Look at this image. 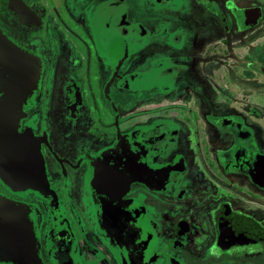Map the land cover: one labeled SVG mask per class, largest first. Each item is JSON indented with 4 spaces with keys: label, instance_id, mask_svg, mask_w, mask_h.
<instances>
[{
    "label": "flooded vegetation",
    "instance_id": "flooded-vegetation-1",
    "mask_svg": "<svg viewBox=\"0 0 264 264\" xmlns=\"http://www.w3.org/2000/svg\"><path fill=\"white\" fill-rule=\"evenodd\" d=\"M225 1L239 30L260 20L243 25L249 9ZM149 2L159 21L143 31L127 0H0V159L37 182L13 186L1 171L0 196L26 207L42 264H264V186L248 173L263 126L167 101L185 78L207 103L185 76L217 78L219 51L185 48L183 29L167 26L192 21L198 0ZM181 5L186 14L168 12ZM140 64L143 83L126 81L122 69ZM137 96L147 107H129ZM257 105L245 111L262 120Z\"/></svg>",
    "mask_w": 264,
    "mask_h": 264
},
{
    "label": "rangeland",
    "instance_id": "rangeland-1",
    "mask_svg": "<svg viewBox=\"0 0 264 264\" xmlns=\"http://www.w3.org/2000/svg\"><path fill=\"white\" fill-rule=\"evenodd\" d=\"M222 1L216 0L215 8L211 3L207 4V8H205L203 6L205 3L204 0H198L199 3H193V8L190 13L193 14L191 16L192 18L197 19L196 22H189L187 18L181 19L180 16H178V19H174L177 16H172L171 18L166 17L168 20L167 26L177 25L185 31L183 38L185 48L191 44L197 47H201L202 45L203 48L208 45L219 51V53L214 55V59H220V69L217 70L219 76L217 78L215 77V79L209 73L208 78L204 77L207 78L206 82L209 83V87L214 91L212 93L213 98L216 94L218 98H221L219 101H215V103H223L222 105L224 107H230L235 111H240L243 115H246L250 124L259 125V127L263 126L264 129V116L262 120H258L256 116L249 115L245 111L247 109L259 108L257 104L260 102L263 104L262 108L264 110V0L238 1L241 7L257 9L261 16L256 25L241 30H239L240 26L235 24L234 19L228 15L222 5ZM225 3L230 6L232 5L231 0H226ZM126 7L129 22L138 24L143 31H150L154 23L155 27H157L159 18L157 15L154 16L151 14L155 7L150 4L149 0H127ZM175 7H168V12L186 14V9L183 5L174 9ZM170 9L173 10L170 11ZM222 12L225 13L226 17L229 16L227 24L231 28L236 29H231L228 32L229 34L225 33L222 29V22H220L218 17V13L221 14ZM209 13L214 16L215 24L220 29L218 33H215L214 19ZM219 54L224 56V58L219 57ZM257 65L261 67V73L256 70ZM140 69H142L141 64L138 67L122 69V75L129 73L126 81L132 79L143 83V77L140 80L139 78L136 80L139 75H134ZM179 92H184V89L182 87L179 88L176 93L181 94ZM259 99H261L260 102ZM127 101L131 100L128 99ZM133 102L134 100L132 99L131 104ZM76 232L79 231L76 229ZM199 264H206V261L200 262ZM214 264H218V262Z\"/></svg>",
    "mask_w": 264,
    "mask_h": 264
},
{
    "label": "water",
    "instance_id": "water-1",
    "mask_svg": "<svg viewBox=\"0 0 264 264\" xmlns=\"http://www.w3.org/2000/svg\"><path fill=\"white\" fill-rule=\"evenodd\" d=\"M260 18V12L257 9L242 11L238 19L243 25H252ZM1 116L0 113V119ZM11 128L13 124H10ZM3 140V139H1ZM4 141V140H3ZM11 141V140H10ZM9 141V142H10ZM12 145V144H10ZM38 156V180L43 181L42 162ZM257 160L254 163L255 168L249 169V176L253 181L264 186V154L257 153ZM9 166L0 159V172L6 178V181L13 186L17 183H37L33 178H21V182L11 173ZM7 169V170H6ZM0 261L10 264H42L36 249V238L34 236L31 221L26 213V207L0 196Z\"/></svg>",
    "mask_w": 264,
    "mask_h": 264
},
{
    "label": "crops",
    "instance_id": "crops-1",
    "mask_svg": "<svg viewBox=\"0 0 264 264\" xmlns=\"http://www.w3.org/2000/svg\"><path fill=\"white\" fill-rule=\"evenodd\" d=\"M192 21L196 22L197 19L193 18ZM214 23H215V19H214ZM184 32L185 31L183 30L182 31L183 34L181 36V41L182 42H185L184 39H183L184 36H185ZM218 67L220 69V66L216 65L210 71L212 73L217 72V70H219ZM200 76L202 77V75L198 76V74L193 72V73H189V75L185 76V77L186 78L197 79L199 81V83H200V91H198V92L206 94V97H208V100H207L208 102L207 103H206V101L202 102V100L200 98H197V96L194 95L195 90H194L193 84H191L190 81H188V79H185V78L180 79L178 84L176 86H174L172 89L169 90L170 93H168L167 101L170 103L171 100L169 101V99H173V97H171V96L174 95L176 97V99L178 100L177 102H180V103L185 104V105L188 104L189 102L193 101V103H196V105H197V103L200 104V106H199V104L197 105V107H199V108L203 107V105H204L205 107H203V108L220 109V110H223V111L225 109H228V110L231 109L230 107H224L222 105L223 103H215V101H219L221 98H218L217 94L213 98V96H212V93L214 92L213 89L211 87H209V83L206 82L205 78L202 79ZM204 77H205V75H204ZM212 77H215V76H212ZM181 87L184 89V92H179L181 94H177L176 93L177 90L179 88H181ZM136 91L137 92H141V93L143 92L142 90H139V89H137ZM210 91H212V92H210ZM169 95H170V97H169ZM120 99L122 101H124L123 103H120V105L122 106V110H124L123 112L125 113V109H126L125 100H124L125 97H124V99H122V98H120ZM145 102H146V100L140 99L137 96V98L134 99V102L132 104H130L129 107L131 106L133 108L136 107V108L142 109V108L147 107Z\"/></svg>",
    "mask_w": 264,
    "mask_h": 264
}]
</instances>
